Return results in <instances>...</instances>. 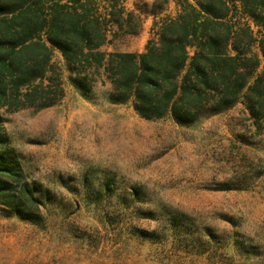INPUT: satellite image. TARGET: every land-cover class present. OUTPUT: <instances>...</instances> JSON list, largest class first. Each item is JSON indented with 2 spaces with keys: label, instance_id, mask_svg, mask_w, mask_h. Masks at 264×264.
<instances>
[{
  "label": "rangeland",
  "instance_id": "rangeland-1",
  "mask_svg": "<svg viewBox=\"0 0 264 264\" xmlns=\"http://www.w3.org/2000/svg\"><path fill=\"white\" fill-rule=\"evenodd\" d=\"M155 1L125 0L142 30L103 50L143 51ZM176 2L157 20L178 15ZM52 62L62 100L0 109L25 179L52 200L40 224L0 204V264H264V134L243 104L192 126L149 121L105 86L83 97L60 52Z\"/></svg>",
  "mask_w": 264,
  "mask_h": 264
},
{
  "label": "trees",
  "instance_id": "trees-1",
  "mask_svg": "<svg viewBox=\"0 0 264 264\" xmlns=\"http://www.w3.org/2000/svg\"><path fill=\"white\" fill-rule=\"evenodd\" d=\"M169 2L153 3L143 51L107 52L104 46L142 30V16L125 0H0V109H43L62 100V70L52 62L58 51L70 83L87 99L105 86L112 104L181 126L241 103L264 134V0H177L178 15L158 21ZM49 192L25 179L0 114V204L40 224Z\"/></svg>",
  "mask_w": 264,
  "mask_h": 264
}]
</instances>
